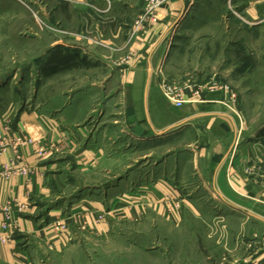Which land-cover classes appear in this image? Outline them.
Returning <instances> with one entry per match:
<instances>
[{"label":"rangeland","instance_id":"obj_1","mask_svg":"<svg viewBox=\"0 0 264 264\" xmlns=\"http://www.w3.org/2000/svg\"><path fill=\"white\" fill-rule=\"evenodd\" d=\"M139 1L132 23L143 7V0ZM251 1L185 0L156 63L161 76L176 84L217 79L232 88V104L239 115L230 111L231 118L239 121L240 116L243 129H249L234 143L250 139L255 144L248 150L255 164L248 178L260 193L248 200L259 210L250 215L216 196L200 195L202 182L192 173L203 159L196 158L195 150L204 147L208 133L187 130L178 136L170 132L162 140L127 133L123 114L130 108L124 99L119 102L112 95L116 90H108L107 80H101L105 71L81 68L80 75L69 72L47 79L39 68L53 41H68L87 51L100 47L102 39L90 25L93 19L108 22L110 1L102 5L98 0H82L87 10L83 26L70 19L59 22L62 0H14L12 5L0 6V119L12 124L19 110L65 107L66 119L83 130L84 141H92L97 152L92 167L81 169L76 167L75 152L63 154L52 184L56 196L71 203L88 196L107 200L140 178L147 179L143 183L147 186L152 183L149 178L162 174L176 182L172 172L180 176L178 183L192 190L185 197L199 202L197 214L182 212L180 200L174 199L176 212L168 208L164 216L148 212L110 218L109 228L101 232L71 217L65 231L68 237L61 245L24 239L32 254L29 264H230L264 248V0H257L254 15L245 10ZM112 188L115 194L106 196L104 192Z\"/></svg>","mask_w":264,"mask_h":264},{"label":"crops","instance_id":"obj_2","mask_svg":"<svg viewBox=\"0 0 264 264\" xmlns=\"http://www.w3.org/2000/svg\"><path fill=\"white\" fill-rule=\"evenodd\" d=\"M98 1L105 5L104 0ZM108 1L113 5L112 12L109 13L111 18L106 24L93 19L90 25L95 36L102 39V45L92 51L78 49L79 55L76 60L85 58L91 63L89 68L105 71L102 72L101 80L108 81V90H116L117 94L112 95L117 96L119 102L122 99L126 101L130 111L123 114V118L128 122L124 125L126 126L124 130L126 128L127 133H133L138 137L146 138L150 135L151 138L158 137L161 140L170 132L178 136L187 130L208 133L204 147L195 150L196 158L200 156L203 159L200 167L194 166L192 173V178L202 182L200 195L216 196L248 215L251 212H258L259 209L248 199L258 197L260 190L256 189L252 178H248L243 172V165L249 159L248 150L255 147V144L251 143L250 139L246 140L247 143L246 141L234 143V140L247 130L243 129L240 116L239 121H236V116H233L234 121L231 118L230 111L239 115L237 107L229 102L225 104L219 95L208 101L186 102L182 106H175L165 98L158 86L154 73L157 57L165 37L185 8V0H167L159 9L161 20L144 35L131 31V17L140 8L139 0ZM13 2L14 0L6 2L0 0V6L3 3L9 6ZM81 3L82 0H62L57 9L59 22L63 24L70 19L75 25L83 26L85 23L83 13L87 10ZM258 4L260 2L257 0L249 2L245 8L246 12L254 15ZM57 43L64 47H74L71 42L56 40L49 43L46 52ZM130 50L135 51L136 55L126 61L125 56ZM43 66L45 69L50 68L51 63L44 61L39 68ZM81 68H66L54 73L45 71L43 74L47 79L69 72L80 75L78 72ZM94 83L90 82L97 85ZM79 85L81 90V84ZM49 106L46 105L47 108L43 111L23 110L12 124H8L13 132L19 130L45 142L56 141L59 147L44 158H38L31 146L21 147L23 160L30 167V171L25 174H12L8 178L0 176V202L15 198L21 203L29 204L23 212H14L17 229L8 243H0V264H29L32 254L24 239L31 238L56 245L65 242L68 236L52 227L53 220L59 219L70 223L71 217L77 216L76 219L80 218L85 225L101 232L109 228L110 218L123 219L148 212L164 216L168 208L176 210L174 206L177 207V203L173 204L174 199L180 200L182 212L186 210L185 212L190 211L192 214L199 213L197 208L199 202L196 200L192 202L185 197L191 195L192 190L178 183L180 176L177 173L173 175L172 172L171 177L175 176L173 179L177 178L176 182L171 178L167 179L166 176L163 177L162 174L158 176L159 178H149V182L152 180V183L147 186L143 184L147 179L140 178L139 183L131 187L124 186L127 189L121 188L116 193L119 194L117 197L107 200L100 196H88L89 198H81L79 204L56 196L52 184L59 175L57 167L65 159L63 154L75 152L76 167L80 168L92 167L97 152L93 151L92 141H84L83 130L73 126L71 119H66L65 107L50 106L49 109ZM223 106L228 109H224ZM3 126L4 121L0 119V131H3ZM11 156L12 152L9 149L0 154V167L8 163ZM109 184L110 182L106 186ZM113 189H107L105 195L110 193L109 196L114 195ZM193 189L195 191V188ZM56 198L59 200H55ZM56 202L61 203L54 206ZM76 213H80L78 215L81 217ZM100 213L105 214V221L94 220V216ZM262 214L264 218V212ZM1 220L0 213V222ZM230 264H264V248Z\"/></svg>","mask_w":264,"mask_h":264},{"label":"built area","instance_id":"obj_3","mask_svg":"<svg viewBox=\"0 0 264 264\" xmlns=\"http://www.w3.org/2000/svg\"><path fill=\"white\" fill-rule=\"evenodd\" d=\"M108 1V0H106ZM167 0H143V7L140 13L136 16L132 23L131 31L133 33L147 34L155 24L161 20L159 9L166 3ZM109 4V1H108ZM136 55L135 51H128L125 56L126 61L131 60ZM154 73L158 76V86L165 98L175 106H182L186 102H201L207 100V97L213 95L221 96L225 103L235 102V93L232 88L225 82L211 79L201 84H193L183 82L176 84L170 82L162 75L160 66H156ZM3 131H0V154L6 150H11L12 156L8 163H4L0 167V176L8 178L12 174H25L30 171V167L23 160L21 147L31 146L34 154L38 158L47 157L51 152L58 150L59 143L56 141H43L34 138L25 132L17 130L13 132L10 128L8 120H3ZM255 164L251 158L243 166V172L249 176L254 171ZM29 207L27 203H21L15 198H10L5 202H0V213L2 220L0 222V243H8L14 231L17 229V222L14 217V212L21 213ZM95 221L104 220L102 213L94 216ZM52 227L56 231H62L65 235L67 223L59 219L53 220Z\"/></svg>","mask_w":264,"mask_h":264},{"label":"trees","instance_id":"obj_4","mask_svg":"<svg viewBox=\"0 0 264 264\" xmlns=\"http://www.w3.org/2000/svg\"><path fill=\"white\" fill-rule=\"evenodd\" d=\"M75 47H64L62 45H55L52 48L48 49L47 54L45 55L44 61L51 63V67L45 69L42 68V72L49 71V73H54L66 68H89L91 63L85 58H80L76 60L79 52ZM43 61V62H44ZM22 110L17 112V116L21 113Z\"/></svg>","mask_w":264,"mask_h":264}]
</instances>
